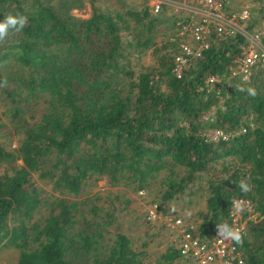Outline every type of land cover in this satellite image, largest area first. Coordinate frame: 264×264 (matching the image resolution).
I'll return each mask as SVG.
<instances>
[{
  "label": "trees",
  "instance_id": "16d2710c",
  "mask_svg": "<svg viewBox=\"0 0 264 264\" xmlns=\"http://www.w3.org/2000/svg\"><path fill=\"white\" fill-rule=\"evenodd\" d=\"M53 1L0 0V20L9 13L28 18L0 43V80H7L0 87L2 114L19 136L14 149L0 145L6 166L0 245L18 250L15 264H144V252L122 233L100 244L106 222L76 227L83 200L41 196L31 176L76 196L93 175L135 190L162 170L160 205L203 180L204 207L197 225L188 227L200 240L222 221L230 226L233 199L249 201L252 211L241 215L235 245L244 264H264V74L220 82V103L214 89L203 87L206 76L226 72L241 37L211 35L176 77L173 41L155 40L158 20L146 5L91 9L78 18ZM125 49L149 50L153 63L134 72L125 65ZM248 87L255 97L239 90ZM40 103L44 109L32 120L29 109ZM208 130L225 136L210 139ZM242 180L249 191L241 189ZM175 257L170 249L163 258Z\"/></svg>",
  "mask_w": 264,
  "mask_h": 264
},
{
  "label": "rangeland",
  "instance_id": "374dc122",
  "mask_svg": "<svg viewBox=\"0 0 264 264\" xmlns=\"http://www.w3.org/2000/svg\"><path fill=\"white\" fill-rule=\"evenodd\" d=\"M236 5H246L250 10L251 24L247 31L252 32L260 26V16L264 17V0H232ZM53 4L61 5L74 17L85 18L91 9L95 10H118L124 12L127 9L141 10L147 6L149 13L155 16L158 24L155 28V40L160 43L172 40L175 36L176 22L193 20V3L191 0H54ZM159 4L157 12H153L152 5ZM262 17V18H263ZM249 22H245L242 26ZM122 39H125L123 37ZM125 62L132 71L137 72L141 67L151 65L152 57L149 50L139 54L130 49L124 50ZM42 102V101H41ZM44 109V103H40L29 109V114L36 119ZM0 102V145L11 150L16 147L18 135L10 129L8 121L2 114ZM210 130L206 131V133ZM0 164V173L5 169ZM165 171H160L143 189H132L118 183L111 185L105 176H90L85 180L81 190L76 196L61 194L51 189V185L35 175L31 181L40 190L44 197L68 198L81 201L78 224L76 227L85 228L86 224L96 226L101 221L107 224L101 229L102 239L100 244L111 241L115 233L127 236L135 248L144 252V264H189L182 258L175 257L171 261L163 257L168 250L176 249L177 230L171 225L175 219L188 227H195L199 222L198 213L203 210L205 193L203 180H196L182 194L172 197L170 200L159 204V180ZM95 211L92 215V211ZM153 214L152 218L148 215ZM37 214L34 215V219ZM244 220L240 223L243 224ZM93 224L91 225L93 227ZM18 250L12 247L0 245V264H15ZM75 260H80L75 257ZM170 261V262H169Z\"/></svg>",
  "mask_w": 264,
  "mask_h": 264
},
{
  "label": "built area",
  "instance_id": "2783aa9c",
  "mask_svg": "<svg viewBox=\"0 0 264 264\" xmlns=\"http://www.w3.org/2000/svg\"><path fill=\"white\" fill-rule=\"evenodd\" d=\"M195 19L176 22L175 36L172 38L174 52L172 54V73L179 77L194 59L199 57L202 50L211 42V35L217 38H231L238 34L241 37L239 52L231 60L223 75H209L204 78L203 87L206 90L214 89L217 97L218 84L229 83L230 79L248 82L257 74H264V17L260 16V26L252 32L247 31L251 24L250 10L246 5H236L232 0H191ZM159 4L152 5L153 12H157ZM263 17V18H262ZM245 22H249L242 26ZM220 103V97H217ZM213 111V106L206 116ZM205 135L215 140L223 138L225 134L220 130H210ZM238 205V206H237ZM252 206L245 199H233L228 215L230 226L243 232L240 223L241 215L251 213ZM149 218L153 214L148 215ZM172 228L177 230L176 250L180 258L189 264H244L235 241L220 240L217 230L207 238L200 240L188 231V226L182 224L177 218L173 221Z\"/></svg>",
  "mask_w": 264,
  "mask_h": 264
},
{
  "label": "clouds",
  "instance_id": "9594fccd",
  "mask_svg": "<svg viewBox=\"0 0 264 264\" xmlns=\"http://www.w3.org/2000/svg\"><path fill=\"white\" fill-rule=\"evenodd\" d=\"M28 18L24 15L7 14L3 20H0V43L4 42L9 36V33L21 31L27 24ZM7 80H0V87H6ZM240 91H246L249 96L255 97L257 91L254 87L241 88ZM240 187L243 191H249V185L247 181H241ZM238 206V205H237ZM217 235L220 240H233L237 243L241 242V234L239 231L233 229L226 221H222L216 225Z\"/></svg>",
  "mask_w": 264,
  "mask_h": 264
},
{
  "label": "crops",
  "instance_id": "0c3cea01",
  "mask_svg": "<svg viewBox=\"0 0 264 264\" xmlns=\"http://www.w3.org/2000/svg\"><path fill=\"white\" fill-rule=\"evenodd\" d=\"M197 16V14H195V12H193V17H196Z\"/></svg>",
  "mask_w": 264,
  "mask_h": 264
}]
</instances>
